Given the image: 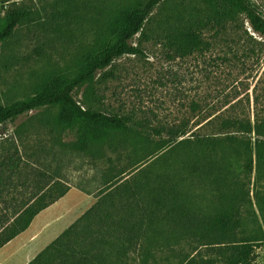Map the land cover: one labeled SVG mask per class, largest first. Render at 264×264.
<instances>
[{"label":"rangeland","instance_id":"1","mask_svg":"<svg viewBox=\"0 0 264 264\" xmlns=\"http://www.w3.org/2000/svg\"><path fill=\"white\" fill-rule=\"evenodd\" d=\"M145 1L0 0V27L13 11L31 13L0 44V106L33 96L52 76L75 75L86 57L101 46L108 21L119 10ZM248 1L264 15V0ZM203 6L204 0L160 3L142 33L135 35L142 54L117 58L89 88L74 90L73 98L83 108L125 117L134 131L116 136L111 147L94 145L98 156L65 151L62 165L56 164L55 140L76 141L55 122L56 107L31 111L0 125V209L10 220L37 199L46 181L55 179L67 189L25 232L0 249V264H28L82 217L97 201L104 187L100 183L107 178L97 177L96 168L125 171L116 179L123 181L149 164L175 172L182 163L188 168L182 185L186 197L181 199L194 198L192 210L198 214L229 211L240 221L239 235L253 240L251 264H264V168L254 150L255 141L264 138L224 126L243 121L253 127L256 120L264 119V38L252 35L240 18L238 34L243 40L239 44L230 43L237 41V30L227 31V43L206 32L205 39L212 42L209 50L174 57L160 44L162 24L178 11ZM245 30L261 44L249 40ZM171 129L185 134L173 139ZM203 158L225 171L219 195L213 194L209 181L191 176L190 164ZM117 198L114 217L126 224L132 209L129 224L139 221L141 229L135 239V232L128 233L133 237L121 232L114 245L127 244L130 250L123 256L106 252L101 264H201L211 257L209 248L180 226L178 215L168 219L152 214L146 219L148 210H142L149 196L139 197L140 208L128 203L126 195Z\"/></svg>","mask_w":264,"mask_h":264},{"label":"trees","instance_id":"2","mask_svg":"<svg viewBox=\"0 0 264 264\" xmlns=\"http://www.w3.org/2000/svg\"><path fill=\"white\" fill-rule=\"evenodd\" d=\"M164 1L147 0L137 6L119 10L105 25V39L97 52L86 57L83 67L75 75L52 76L33 96L0 106V125L31 111L56 107L55 122L67 135L76 138L72 143L55 140L53 150L56 153L53 157H56L57 165H62L61 157H64L65 151L73 155L89 154L96 157L99 151L93 149L94 145L111 147L116 136L134 132L128 125L129 119L85 109L75 101L72 94L80 86L89 88L97 74L117 58L142 54L139 43L134 42L135 35L142 33L145 21ZM30 15V11H13L0 27V44L10 38L16 27ZM240 18L247 23L252 35L264 38V15L248 0H204L203 7L183 9L164 21L160 44L178 58L206 51L212 47V42L205 39L206 32H213L214 38L227 43V31L237 30L238 34L240 28L237 23ZM244 33L249 40L261 44L246 30ZM241 40L243 38L238 34L237 41L231 39L230 43L239 44ZM257 121L253 127L243 121L227 122L224 126H235L264 138V119L260 123ZM168 132L173 139L185 134L173 129ZM155 133L160 134V131ZM254 150L257 163L264 168V140L257 139ZM167 154L170 159L171 152ZM150 155L142 157L136 165L143 164ZM185 168H188V164L182 163L177 171L169 172L149 164L135 169L123 181L116 179L121 178L125 171L115 172L109 166L106 170L96 168L97 177L109 178L100 183L104 187L99 190L97 201L28 264H101L106 252L115 253L116 256L128 253L130 246L127 244H114L124 231L126 236L132 237L128 233L135 232L133 239L138 238L141 227L137 223L139 221L129 224L132 209L128 211L130 216L126 224L123 218L114 217L118 208L117 197L122 194L128 197V203L138 208L142 206L139 197L149 196V204L142 210V213L148 210L144 215L148 220L152 214L163 215L168 219L172 214L178 215L180 226L187 227L192 236L209 248L211 257L204 259L201 264H251L254 258L253 240L239 235V219H235L229 211L198 214L192 210L194 198L181 199L185 194L182 189ZM189 169H192L193 179L202 183L204 179L209 181L213 194L218 192L219 195L224 185L223 167L203 158L192 162ZM53 180L46 181L37 199L25 204L13 219L10 220L0 209V249L25 232L41 211L65 196L66 187L60 181Z\"/></svg>","mask_w":264,"mask_h":264},{"label":"crops","instance_id":"3","mask_svg":"<svg viewBox=\"0 0 264 264\" xmlns=\"http://www.w3.org/2000/svg\"><path fill=\"white\" fill-rule=\"evenodd\" d=\"M46 209H47V208H46ZM20 235H21V234H20ZM16 238H17V237H16ZM16 238H15V239H16ZM12 241H13V240H12Z\"/></svg>","mask_w":264,"mask_h":264}]
</instances>
